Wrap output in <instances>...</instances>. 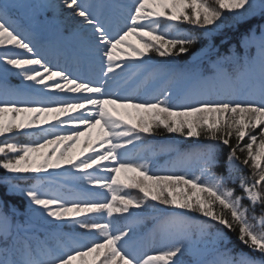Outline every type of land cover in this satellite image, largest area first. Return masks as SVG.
<instances>
[{
    "label": "snow or ice",
    "instance_id": "obj_1",
    "mask_svg": "<svg viewBox=\"0 0 264 264\" xmlns=\"http://www.w3.org/2000/svg\"><path fill=\"white\" fill-rule=\"evenodd\" d=\"M62 2L82 25L91 26L89 40L104 62L103 82L50 66L15 26V4L0 3V46L25 50L11 58L4 53L0 60L42 90L75 94L31 101L0 96V169L6 173L0 184L6 195L28 201L21 211L0 198V264H185L186 255L191 264H264V0H132L119 6L126 23L115 30L97 11L105 5ZM225 13L233 20L226 23ZM252 20L258 22L236 43L213 42L225 27ZM185 23L199 32L182 28ZM252 46L258 63L256 56L242 54ZM190 52L191 60L177 66V58ZM150 53L168 61L151 69L153 79L175 75L192 85L178 102L168 88L152 97L127 91L123 78L152 65ZM161 129L207 141L187 150L175 144L164 149L176 154V163L194 158L197 172L156 171L149 160L132 155L144 134ZM20 135L35 139L20 143ZM222 146L229 147L226 160ZM238 152L245 153L243 159ZM241 164L250 175L241 172ZM29 173L47 176L28 184L14 175ZM60 176L103 191L58 184ZM237 181L239 195L228 186ZM157 204L178 211L157 217L165 247L140 255L133 246V225L141 222V214L131 209L163 212ZM115 214H128L125 227L118 226ZM237 228V240L248 252L238 251L228 235Z\"/></svg>",
    "mask_w": 264,
    "mask_h": 264
},
{
    "label": "rangeland",
    "instance_id": "obj_2",
    "mask_svg": "<svg viewBox=\"0 0 264 264\" xmlns=\"http://www.w3.org/2000/svg\"><path fill=\"white\" fill-rule=\"evenodd\" d=\"M5 0H0V3ZM15 4V7L11 11L16 10L23 16V20L32 32L33 36L40 37L45 46L41 48L35 47V52L44 56L50 63V66L55 68H63L68 71L72 69L73 63L69 61V58L74 54L79 58L83 64L81 72L73 74L80 76L82 79H91L94 82H103V77L100 66L102 61L101 53L96 49H93L95 45L92 41L81 44L80 35H76V32L80 31L83 36H86V32L81 31L83 26L81 24V18L76 15L72 9L64 6L62 0H10ZM82 2L90 5H105L103 9H97L103 13L104 17L111 23L113 29H118L123 26L126 21L123 19V10L120 5H129L132 0H82ZM227 22L233 20V17L225 13ZM15 26L22 33V23L20 19L14 18ZM230 28V27H225ZM91 34V26L88 28ZM27 35V34H26ZM28 36V35H27ZM29 37V36H28ZM30 39V38H29ZM133 42H137L136 37L130 38ZM32 41V40H31ZM32 44L35 46L34 42ZM255 48V56L257 57V63L259 60V53L257 47ZM8 53L9 58L13 54L20 53L25 54V50L18 49L15 45H2L0 46V55ZM104 68V67H103ZM0 78L5 81H11L14 86V96L18 98L24 91L31 93L32 98L30 100H42V96H53L55 98L63 99L75 94L59 93L55 90H42L43 86L34 85L33 82L24 81L22 79L21 70L16 69L11 65H7L6 61L0 60ZM129 82L127 91L138 89V95H141L140 81L137 76L129 73L123 78ZM192 85L189 82L174 88V98L182 97L186 92L190 90ZM115 90V89H114ZM121 94H124L122 91ZM55 123V122H54ZM71 127V126H68ZM175 136L184 138L179 134L173 133ZM186 139V138H185ZM183 164H180V167ZM53 171V170H49ZM59 172H63L60 169ZM47 175V173H43ZM63 181H72L71 176H63ZM178 211V210H174ZM188 215L198 219V216L194 213H188ZM134 231L136 233V240L133 242V246L137 249L138 254L144 255L145 253L155 254L161 251L165 247V242L162 240L159 228L154 229L149 225L144 228L140 224H136Z\"/></svg>",
    "mask_w": 264,
    "mask_h": 264
},
{
    "label": "trees",
    "instance_id": "obj_3",
    "mask_svg": "<svg viewBox=\"0 0 264 264\" xmlns=\"http://www.w3.org/2000/svg\"><path fill=\"white\" fill-rule=\"evenodd\" d=\"M12 16H18L19 18L22 19V16L20 14H18L17 12H11ZM257 20H252L249 21L248 24L245 25H241L238 28H226L223 29L220 33H218L216 36L213 37V42L216 43L217 45L220 44V40L222 38H227L229 39L230 43H236L238 40V37L240 35L241 32H243L247 27H249L251 24L257 23ZM182 28L190 31V32H199V30L192 25H188V24H182L181 25ZM24 29L26 31V33L30 34L29 29L24 25ZM34 42L36 43V45H41V40L40 39H36L34 40ZM204 43H207V41H204ZM199 47V45L197 46ZM228 45H224L222 47V51H226L227 50ZM196 48H193L191 50V52H195ZM191 52L188 55H184L181 56L179 58H177L176 64L177 66L183 65L185 64L186 61L191 60ZM253 52L254 49L253 47H251L247 52L242 53L244 55H252L253 56ZM153 60V64L149 65L148 68L139 76L140 78V88L144 91V95H142L141 97H152L155 95H158V93L164 89V88H173L181 83L184 82V80L180 79L178 76L175 75H162L157 79H153L150 75L151 69L155 68V67H159L162 64H166L168 63L166 58H161L156 56L154 53H150L149 54ZM76 69L80 70L79 64L76 62L75 64ZM230 70L231 67H230ZM210 71H206V73H209ZM1 81V79H0ZM1 84V83H0ZM3 87L9 88V84L8 83H4L3 85H0V96H3L5 93V90ZM10 94V93H8ZM31 97L28 94H25L24 97H22L21 100H27L30 99ZM50 99H59V98H55V97H51ZM181 99V98H180ZM180 99L176 98V99H172L174 103L178 102ZM259 131V130H257ZM2 139V138H0ZM16 139L18 140V142L20 143H29L32 142V140L35 139V137H32L31 139H29L28 137L24 136V135H20L18 137H16ZM83 140L84 138H81V142L80 144H78L76 146V151H79V149L83 146ZM207 143V141L201 139V140H197L196 138H180L175 136L174 134H169L164 132L162 129L159 130L155 135H148V134H144L142 137V141L140 143L137 144L135 150L133 151L132 155L135 157H142L144 159H147L151 162V166L153 167L154 170L156 171H166L169 169H172L173 167H175V170L178 172H184V171H188V172H197L198 169V164L196 162V160L194 159L193 163H190L191 161H186L183 163L188 164V169H179L178 168V164L176 163V154L175 153H169L167 151H165L164 149L166 148V146L168 144H175L178 145L182 150H187L189 148H192L198 144H204ZM236 140L233 138V140L231 141L232 145H235ZM244 143H248V139L245 138ZM229 151V147L227 146H222V160H226L227 154ZM238 155L241 157V159L244 158L245 153H239ZM66 168H68V166H65ZM240 170L244 175H250V168L248 166H244V165H240ZM65 171V170H64ZM219 171H223V168H220ZM6 175L5 171L3 169H0V178H3ZM14 175H18L19 177H21L22 180H26L28 182V184H31L34 182L35 178H38L39 176H46L43 174H33V173H29V174H14ZM79 175V174H77ZM101 175H107V173H102ZM58 184H64L67 185L68 187H72L76 184H79L80 187L82 188H90L91 191L93 192H97V191H103L101 189L98 188H94L91 187L89 185H87L84 181H74L72 180L70 183H64L61 180H57ZM229 187H234L236 189V193L242 194L241 193V189L239 188V182L237 181L236 184H231L229 183L228 185ZM53 187H56V185L54 184ZM6 186L4 184H0V198L4 199L6 203L9 204H15L18 208L21 209V211H23V209L27 206L28 201L26 200V198H24L23 196H8L6 195ZM131 194L133 196H140L141 194L139 193L138 190H130ZM155 203V202H153ZM243 203L245 205H248L249 207H251V205L249 204L248 200H244ZM165 208L166 211L163 209V212H154L151 209L147 210V211H142V210H138V209H131L132 212H138L141 214V225H144V223H150L151 225L154 224H158V220L157 217L163 215L164 213L170 212L169 210L172 208H166L165 206L162 205H158L157 204V208L158 209H162ZM256 215L258 216V214H261V206L257 205L256 206ZM128 214H123V216H121L120 214H115V217L118 220V226L119 227H125V225L128 223V221H126L124 219L125 216H127ZM205 219L203 217H201V220ZM134 227V225H133ZM64 231H70L69 228H65ZM76 231H80L83 232L84 230L82 229H76ZM193 231H196V227L195 225H193ZM98 235V234H96ZM229 237L232 240V243L235 245L236 249L238 251L242 250L244 252H248L249 249L244 246L243 244H241L238 240H237V235H238V228L236 232H228ZM185 264H191V257L190 256H185L183 257Z\"/></svg>",
    "mask_w": 264,
    "mask_h": 264
},
{
    "label": "bare ground",
    "instance_id": "obj_4",
    "mask_svg": "<svg viewBox=\"0 0 264 264\" xmlns=\"http://www.w3.org/2000/svg\"><path fill=\"white\" fill-rule=\"evenodd\" d=\"M130 5V4H129ZM90 26L89 25H84L83 26V29L81 30V31H84V32H86V36H83L82 35V33L80 32V31H78V32H76V35H80V40H81V44H84L85 42L87 43L88 41H89V37H90V32H89V30H88V28H89ZM93 43V42H92ZM94 44V43H93ZM95 45V44H94ZM93 49H96V47H94ZM99 54H100V52H99ZM100 57H102V56H100ZM101 63V70H103V67H104V63H102V62H100Z\"/></svg>",
    "mask_w": 264,
    "mask_h": 264
}]
</instances>
